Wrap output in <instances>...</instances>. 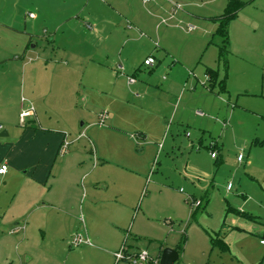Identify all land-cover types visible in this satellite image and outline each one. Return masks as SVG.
<instances>
[{"label": "rangeland", "instance_id": "rangeland-1", "mask_svg": "<svg viewBox=\"0 0 264 264\" xmlns=\"http://www.w3.org/2000/svg\"><path fill=\"white\" fill-rule=\"evenodd\" d=\"M242 1L229 24L227 68L212 19L228 0H84L76 12L50 15L61 23L58 38L41 28L28 54L35 64L60 63L51 81L72 90L56 93L53 84L40 98L41 79L27 76L18 100L32 102L36 127H62L70 145L47 190L0 210V264H114L125 236L154 257L184 238L174 264H264V0ZM31 4L38 7L0 0V62L17 55L14 29L37 15ZM206 69L223 90L209 88ZM68 182L79 189L73 199ZM49 189L56 211L42 209ZM220 231L225 249L210 242Z\"/></svg>", "mask_w": 264, "mask_h": 264}, {"label": "crops", "instance_id": "crops-1", "mask_svg": "<svg viewBox=\"0 0 264 264\" xmlns=\"http://www.w3.org/2000/svg\"><path fill=\"white\" fill-rule=\"evenodd\" d=\"M58 1L66 4V11H52L50 6L56 4ZM36 2L38 3V7H34L32 4L30 6L36 9L37 15L33 14V18H31L29 15L32 13H28V17L24 19L22 24L15 22L18 24V26L14 30H16V32L20 35L19 37H21L18 41L13 43L16 49V53L14 54L17 55L3 59L0 62V80H4L5 82L4 85L0 86V124H5V127L0 132V134L3 132L6 134L5 137H0V167L2 165L6 166L5 173L0 175L1 211L9 209V207H11L10 204L17 205L19 207H26L34 195L47 190L48 188H45L48 186V182L52 177V171L56 165L58 156L63 157V155L66 153L65 152L63 155L60 153L61 146L63 145V142L66 141V136L60 131L62 127L57 126L56 129L50 127L42 128L41 125L36 127L35 121L37 116L35 110L34 117L28 119L24 126L19 123V113L21 110L20 100L22 98L18 100V96L20 92L24 93V88L22 85H20L21 90L19 92L18 81L21 80V84H23L24 79H27V76H35L40 78V88L38 89V95L40 98H43L45 92H51L53 89V84H55L54 86L56 93L61 92V90L66 92L72 90L70 81H67L65 85L60 84L59 81L58 83L51 81L53 77H61V73L63 71L59 69L61 66L60 63L54 62L53 64H46V61H44V63L41 62L35 64V62L29 57L30 55L28 53L31 52L29 50L32 40H34L38 34V30L41 28H47L51 30L53 38H55V40L58 38V33L60 34L61 23H57L58 21L56 22L53 20L50 15H58L64 12H76L83 6L82 2L84 3V0H36ZM109 7H111V9L112 7L114 8V6L108 4V9H110ZM115 10L117 9H113V11ZM18 15H20V13H18ZM86 15L88 16L84 17L85 20H89V14L86 13ZM131 26L133 25L131 24L129 27ZM133 29H136V27ZM92 32V35L95 36L100 34V31L97 30V28ZM126 40L127 38L124 37L122 43L125 44ZM34 48L35 47L33 46L31 50ZM121 51L123 52V49ZM163 81H166V77L163 79ZM29 96L31 99L34 98L33 94ZM196 116L200 117L198 115ZM12 118H16L17 124H15V122H11ZM200 118H205V116ZM140 135L143 136V138L145 137L141 133ZM15 176L16 180L20 181L19 185L12 184V178H15ZM71 186V182H68L66 191L67 199H73L74 196L78 195V187L72 188ZM50 187H52V184ZM70 189H72L74 192L68 191ZM50 192L51 189L48 190V194L46 196L48 198L45 197V201L43 202L44 208L42 209L56 211V205L52 204L54 202L49 199V196H51ZM133 195V192H126L125 199L130 202L133 198ZM185 200L186 199H184V201ZM24 212L26 211L16 215L20 216ZM234 213L235 215L241 216L243 218H245L243 215H246L245 213L241 212ZM231 230L242 231L237 226H231ZM218 234L225 244V237L223 233L220 231ZM129 249L131 251L137 250L130 245Z\"/></svg>", "mask_w": 264, "mask_h": 264}, {"label": "trees", "instance_id": "trees-1", "mask_svg": "<svg viewBox=\"0 0 264 264\" xmlns=\"http://www.w3.org/2000/svg\"><path fill=\"white\" fill-rule=\"evenodd\" d=\"M247 3L243 2L242 0H228L223 13L212 19V22L216 25L215 32L213 34L214 38L219 39V43H216L215 46L217 48V61L218 63H222L225 68H227V56H228V46H229V24L231 21L235 20L238 13L245 7ZM213 38V39H214ZM206 81L208 83V86L211 90L215 89V87L218 84V74L215 70L206 69ZM220 90L224 89V84L222 81L219 82ZM138 137H143L140 134H138ZM214 148V146L210 147ZM188 203V200H185ZM189 204V203H188ZM191 206V204H189ZM238 214V213H237ZM246 219L255 221V217L250 216L248 214L243 215ZM127 236L123 239L122 244H124L127 241ZM264 238V234H263ZM261 241H264L262 239ZM211 245L214 246H221L223 249L227 248V246L222 241L219 234H215V237L210 238ZM185 243V239L182 238L180 242L174 247V250L178 253L180 256L181 252L183 251V246ZM117 264V263H114Z\"/></svg>", "mask_w": 264, "mask_h": 264}, {"label": "built area", "instance_id": "built-area-1", "mask_svg": "<svg viewBox=\"0 0 264 264\" xmlns=\"http://www.w3.org/2000/svg\"><path fill=\"white\" fill-rule=\"evenodd\" d=\"M143 63L145 66L151 67L152 65H154L155 61L153 58H148ZM204 77L206 78V76H204ZM163 79H165V77H163ZM128 83L134 84L135 83L134 78H128ZM24 103H25V99L22 98L21 99V110L19 113V123L22 126L25 125V123L28 119H31L32 117H34V107L32 106V104L28 103V106L24 107ZM196 115H198L200 117L205 116L201 111H197ZM106 118H107L106 114H104V113L100 114L99 115L100 123H104ZM2 130H3V127L0 125V132ZM68 146H69V144L66 141L63 142V145L61 146V150H60L61 155H63L66 152ZM210 155L212 158H216V154L214 152H211ZM242 159H243V157L241 155H239L238 161L241 162ZM5 171H6V166L2 165L0 167V175L4 174ZM229 188H230V186H228L227 189L229 190ZM188 203L191 204V207L193 205L195 207L199 206V203L195 202L193 199L188 200ZM260 244L264 245V241H260ZM114 259H115V263H117V264H119L121 262H125L127 264H158L159 255H157L156 257H153L150 255V253L147 250L131 251L129 249V246L125 242L124 244L121 245L120 249L114 253Z\"/></svg>", "mask_w": 264, "mask_h": 264}, {"label": "water", "instance_id": "water-1", "mask_svg": "<svg viewBox=\"0 0 264 264\" xmlns=\"http://www.w3.org/2000/svg\"><path fill=\"white\" fill-rule=\"evenodd\" d=\"M3 133L0 134V137L6 136L5 132H3ZM183 145L186 146L185 141H183ZM178 259H179V255L174 249L163 248L159 254L158 264H174Z\"/></svg>", "mask_w": 264, "mask_h": 264}]
</instances>
